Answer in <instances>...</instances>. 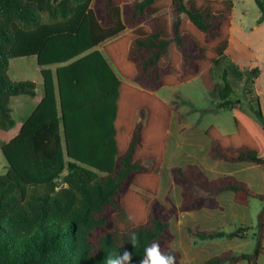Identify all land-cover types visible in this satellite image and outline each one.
Returning a JSON list of instances; mask_svg holds the SVG:
<instances>
[{
  "label": "trees",
  "instance_id": "obj_1",
  "mask_svg": "<svg viewBox=\"0 0 264 264\" xmlns=\"http://www.w3.org/2000/svg\"><path fill=\"white\" fill-rule=\"evenodd\" d=\"M255 2L261 24L264 0ZM234 11V0H0L2 131L16 125L12 99L37 96L34 81L10 77L11 61L36 57L43 78L41 102L1 149L8 170L0 175V264H104L124 250L132 253L130 264H140L153 241L181 264L157 200L177 107L156 91L197 78L216 89ZM232 69L240 80L260 76ZM228 76L225 69L212 111H230L236 130L224 134L212 125L209 157L264 168L261 106L235 108ZM172 177L182 187L175 212L219 208L225 192L242 207L251 199L264 204V193L234 175L211 179L189 164ZM258 222L253 253L227 251L203 264H260L264 206ZM251 230L196 236L243 240Z\"/></svg>",
  "mask_w": 264,
  "mask_h": 264
},
{
  "label": "crops",
  "instance_id": "obj_2",
  "mask_svg": "<svg viewBox=\"0 0 264 264\" xmlns=\"http://www.w3.org/2000/svg\"><path fill=\"white\" fill-rule=\"evenodd\" d=\"M233 22V21H232ZM243 47V44L238 40L234 41L232 27H231V36L229 47L226 51L227 60H229V51L236 55L238 52V48ZM226 60V61H227ZM234 66L240 68L238 63H233ZM200 78H197L194 81H197ZM203 84L202 79H200ZM193 82V81H192ZM191 83V82H190ZM215 83V78H214ZM216 85V83H215ZM206 88V87H205ZM207 89V88H206ZM157 92V91H156ZM43 98V93L39 94L37 91V96L35 98L30 99H21L18 100L17 97L12 99L11 106L14 102L21 105V112L25 109L22 106H26L31 104V108L29 115L25 118L23 111V122L21 126L17 129L15 133H13V129L10 131H1L0 129V155L4 157L2 153V146L9 143L12 139H14L24 123V121L30 116L33 110L38 106ZM32 101V103H31ZM167 102V101H166ZM174 100L168 101V103H174ZM218 104V103H217ZM216 104V105H217ZM216 105L213 107L205 108L203 110L210 111L211 114H219L221 112H229L228 110H220L213 112ZM239 105V104H238ZM177 107V103H175ZM195 110L192 108L190 112H194ZM177 111L173 113L174 119L175 114H177V120L180 124V128L178 129V133L174 134L171 130L169 132V141L167 145V152L165 163L163 167L164 171L168 172L170 182L168 183V188L166 190V194L164 195L163 201L159 199L161 205L164 206V209L171 213L169 222L171 225V230L173 233V238L170 242V247L179 252L181 264H192L193 261L199 260L198 264H203L205 261L209 260L212 257L218 256L224 252L232 251L237 255L241 254H251L255 249V239H252L251 245L249 244L248 249H244L240 247L239 242L247 241L254 231L255 228V214L254 212H250V207L252 205V200H250L249 206L242 207L235 203V198L233 193L225 192L218 196L217 200L219 202V208H203L196 211H184V212H175L174 210L178 209L181 205L182 201V187L175 183L172 177V171L176 167H185L189 164L199 165L206 174L211 178H219L227 175H234L239 180L247 183L254 191L259 194L264 193V168L258 165H249V164H237V163H229L223 161H215L209 157V151L211 148V140L206 135V131L211 127L201 130V133H197L196 127L184 126L182 123L184 116L178 114ZM232 115V113H231ZM233 117V115H232ZM234 121V119H233ZM235 125V122H234ZM219 128V127H218ZM220 129V128H219ZM236 130V128H235ZM232 134V133H231ZM204 139V140H202ZM1 159V156H0ZM5 163H7L4 157ZM5 167V165H4ZM162 180V179H161ZM161 195V186L159 189L158 198ZM264 204L260 205V211L263 208ZM251 227L252 230L248 232L246 239H229V238H220L214 240H200L196 236V232L198 231H224L226 233H231L239 228ZM218 240H228L229 244L223 251L220 253H216L214 256L210 258L201 259L200 255L203 253H207L213 249H217L219 247ZM232 241V244L230 243ZM264 259V257L262 258ZM261 259V260H262ZM260 260V262H261ZM247 264V263H241Z\"/></svg>",
  "mask_w": 264,
  "mask_h": 264
},
{
  "label": "rangeland",
  "instance_id": "obj_3",
  "mask_svg": "<svg viewBox=\"0 0 264 264\" xmlns=\"http://www.w3.org/2000/svg\"><path fill=\"white\" fill-rule=\"evenodd\" d=\"M234 2L235 11L232 22V33L234 41L238 40L243 44V47L238 48L236 55L229 51V60L222 61L215 67L214 78L216 89L214 91L206 89L202 85L201 80L198 79L197 81L182 85L178 88L160 87L156 92L160 98L167 102L174 100L178 105L177 113L184 116L181 124L187 127L191 125L195 126L198 134L201 133V130L212 125L219 127L224 134H231L235 132V125L231 113L221 112L219 114H211L210 112L203 110L205 108L208 109L209 107H213V105L219 103V92L224 87L222 74L225 69L228 70V79L234 87L233 99L235 101V108H245L249 110L250 102H252V106H256L258 101L264 115V22L261 24L258 23L259 19L262 17V13L255 0H234ZM233 63H238L240 66L238 70L243 73H248L253 69L259 70L260 76L256 79L252 78L249 82L246 77L243 80H240L235 77L236 72L232 69L234 66ZM9 75L13 80L34 81L37 84L38 93H43V78L41 76V68L37 63L36 57L13 59L10 64ZM23 98L32 100L30 97H17L18 100ZM22 108H25L23 111H25L24 117L26 118L30 111H32L30 110L32 109L31 104H26V106H22ZM192 108L195 110L194 112H190V109ZM12 109L13 116L16 121V125L12 132L15 133L21 126L24 118L22 116L23 111L21 112V105L19 106L17 102L12 104ZM179 128L180 124L177 120V114H175L172 121L173 133L177 134ZM0 156V175H4L8 170L7 163H5L2 154ZM169 182L170 179L168 172L164 171V173H162L161 180V195L160 198L157 197L158 201L159 199L163 201ZM252 202L250 212H254L255 214L254 231L247 241L236 243L244 249H248L249 244L251 245L252 239H255V235L258 232L259 209L260 205L263 204L258 199H253ZM161 213L163 217L170 219L174 212L172 211L169 213L164 209L161 210ZM218 242L219 247L208 251L207 253L201 254L199 256L200 260L202 258L205 259V257L210 258L216 253H220V251H223V249H225L229 244L228 240H218ZM230 243L232 244V241ZM262 258L263 257H261V259ZM198 263L199 260L192 262V264ZM260 264H264V259L261 260Z\"/></svg>",
  "mask_w": 264,
  "mask_h": 264
},
{
  "label": "clouds",
  "instance_id": "obj_4",
  "mask_svg": "<svg viewBox=\"0 0 264 264\" xmlns=\"http://www.w3.org/2000/svg\"><path fill=\"white\" fill-rule=\"evenodd\" d=\"M138 242L137 236L133 233L130 237V243L135 248ZM132 253L124 250L115 255H109L104 258V264H130ZM140 264H176V257L170 252L164 251L158 241H153L145 248L143 259Z\"/></svg>",
  "mask_w": 264,
  "mask_h": 264
}]
</instances>
